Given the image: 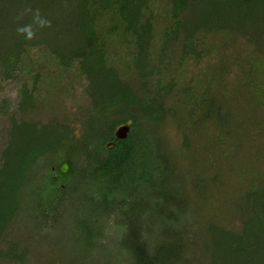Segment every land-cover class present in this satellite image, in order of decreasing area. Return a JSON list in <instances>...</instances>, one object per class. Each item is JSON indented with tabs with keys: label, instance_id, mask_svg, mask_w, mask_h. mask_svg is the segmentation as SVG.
I'll list each match as a JSON object with an SVG mask.
<instances>
[{
	"label": "trees",
	"instance_id": "trees-1",
	"mask_svg": "<svg viewBox=\"0 0 264 264\" xmlns=\"http://www.w3.org/2000/svg\"><path fill=\"white\" fill-rule=\"evenodd\" d=\"M210 1L0 0V95L7 84L18 88L17 106L8 108L9 136L20 125H38L19 121L17 113L47 105L62 115L40 126L54 122L64 130L58 139L68 148L78 144L83 154L82 165L67 161L65 179L80 174L76 188L67 180L62 188L51 171L39 173L37 165L48 152L37 150L18 192L30 188L45 195L37 198L43 212H52L58 196L69 192L79 195L74 213L89 210L98 199L100 204L89 210L85 239L79 240L91 257L113 241L120 243L117 257L123 259L116 264H203L201 259L264 264V30L237 32L235 25L220 24ZM251 1L237 4L242 9ZM224 29L234 35H222ZM246 88L263 111L252 121L247 116L232 121L233 110L244 106L238 95ZM75 94H86L89 104L71 115L65 102ZM10 100L0 99L2 109L11 106ZM129 120L128 138L114 137L115 146L104 153L111 128ZM233 124L243 135L236 137ZM160 129L168 133L176 158L181 152L199 173L192 185L180 164L166 165L153 148ZM9 144L0 169L9 161ZM141 192L145 207L132 202ZM189 192L203 197L191 206L209 217L206 230L212 235L200 239L202 257L192 251L199 238L186 228L194 208ZM3 211L2 236L9 221ZM134 214L142 222L140 232L134 229ZM10 248L5 256L23 261L24 251Z\"/></svg>",
	"mask_w": 264,
	"mask_h": 264
},
{
	"label": "rangeland",
	"instance_id": "rangeland-1",
	"mask_svg": "<svg viewBox=\"0 0 264 264\" xmlns=\"http://www.w3.org/2000/svg\"><path fill=\"white\" fill-rule=\"evenodd\" d=\"M237 3L238 0H228V4H231V6H228L227 4L225 5V3L223 5L222 0H212L211 7L213 8V4H215V11L217 12L215 14L217 17L216 21L228 27L235 25L233 27L236 28L237 32H239V30L244 31V29L264 30V0H252L242 9ZM236 4L239 7H235ZM224 30L222 35H234L232 31ZM4 88L5 90H3V93L0 95V99L3 97L8 98L9 100L11 99L10 101H13V103L11 106H7V109H2L0 103V165L2 163V153L8 146V141H10V147L8 149L9 161L0 169V209L2 211L4 210L3 213H6L9 218L4 236L0 234V264H116L118 260L122 261L123 259L117 257V253L120 251V243L117 245L112 241V245L104 247L97 257H91L92 255L90 252L84 248V243L79 241L85 239L86 233L84 229L90 226L91 223V216L88 215L90 213L89 210L91 211L92 206L100 204L98 199H94V202H90L88 206L89 210L84 208V210H81L82 212L74 213L73 208L79 199V195L69 192L66 195L61 194L58 196L52 212H43L39 210L37 198L40 196L45 198V195H38L33 189L30 190V188L25 191V193L19 194V183L24 178L22 172L25 171V166H27L28 161L37 150L43 149V151L48 152L46 158H43L37 165L39 173L44 174L45 171H51L53 176L57 177L62 188L65 187L64 181L66 180L72 188H76L80 174L77 172L75 175L65 179V174L70 171V165L67 161L73 160L76 161L77 164L82 165L81 157L83 154L78 144L76 147L71 145L68 148L64 142L62 143V139H58L59 135H61L64 130L60 127H56L54 122L49 123V125L45 127L40 126L42 123H48L53 115H55V117L62 115L57 108H48L47 105L43 107L38 106L32 112L27 111L23 114H20V112L17 113L16 119L19 121L26 120L38 123V125L35 128L32 125L30 126V123L20 125L14 130L10 137L8 131L12 121L10 120L8 108L15 109L17 106L18 88L16 84H7ZM251 91V89L249 90L246 88L238 95L239 99L243 100L244 106L242 109H237V111L233 110L232 121H234V119L244 120L246 116L250 120L251 118L254 119L255 115H259L260 112L264 110H259V101ZM95 94L99 98L102 97L101 88H97ZM71 99L65 102L69 114L71 113V115L78 114L79 107L83 106V104H89V99L86 94L81 98H77V94H75ZM106 101H108V99ZM179 112L180 114L183 113L182 110ZM57 114L59 115L56 116ZM262 114L264 115V111L261 113V116ZM119 124L111 128L110 135L103 141L105 147V149H103L104 153L109 150L106 145L109 142H114V131ZM239 126L238 124H233L232 131L236 134V137L243 135V130L240 129ZM75 127L79 128L80 123L78 122ZM168 127V123H166L164 128L168 129ZM174 131V133H177L175 128ZM263 131L264 129H261V133H263ZM76 132H78V130H76ZM51 146H57V148H55L53 152H50ZM152 146L166 165L170 164L178 167L176 165L180 164V172H184V178H186L187 184L192 185L199 177V173L192 171V169L188 167V163H186V159L184 158L186 156L179 152L180 160L176 158V156L179 155L176 149L174 151L175 147L165 130L163 131L160 129L154 133ZM65 165L67 168L63 171L62 168L65 167ZM88 171L89 173H93L90 168ZM27 174L26 180L29 179L31 173ZM125 198L127 197L125 196ZM187 200L190 206L191 204L196 206L197 203L204 201L203 197L194 195L190 192L187 196ZM132 202L133 205L139 207H145L148 203L144 192L139 193ZM192 207L194 206H191V208ZM192 210L193 212L188 218L186 228L191 229L194 232V236L197 235V238H199V242L194 244L192 251L196 252L199 257H202L203 252L201 249H203V245L201 240H205L206 236L209 238L212 235V232L209 233V231L206 230L209 217L205 214H200L195 207ZM204 212H206V210ZM138 218L139 214H134L131 217L137 224L134 229L136 228V230L140 232L139 227L142 229L143 225ZM136 224L133 222L134 226ZM137 231L135 233H138ZM127 234L126 245H129L131 248L132 245L130 244L129 238L131 237L132 239V236L130 231L127 232ZM3 237H5V242L1 241ZM11 245L18 246L24 251L25 257L23 261L14 263L5 256V252H9L13 249L10 248L7 250ZM169 246H173L172 238L169 241ZM127 258L124 260L127 261ZM201 260L203 264H207L206 260Z\"/></svg>",
	"mask_w": 264,
	"mask_h": 264
},
{
	"label": "water",
	"instance_id": "water-1",
	"mask_svg": "<svg viewBox=\"0 0 264 264\" xmlns=\"http://www.w3.org/2000/svg\"><path fill=\"white\" fill-rule=\"evenodd\" d=\"M132 126H133V121L132 120H129L127 122H124V123H120L115 131H114V137L117 139V140H125L128 138V136L130 135L131 133V130H132ZM115 146V142H109L106 147L108 149H111ZM66 165L65 167L62 168L63 171L66 170Z\"/></svg>",
	"mask_w": 264,
	"mask_h": 264
}]
</instances>
